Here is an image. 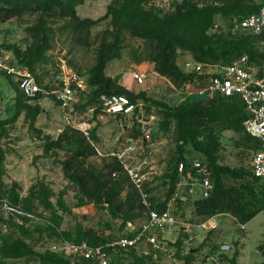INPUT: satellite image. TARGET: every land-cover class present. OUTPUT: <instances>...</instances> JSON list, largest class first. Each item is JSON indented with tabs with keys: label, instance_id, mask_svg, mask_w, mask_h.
<instances>
[{
	"label": "trees",
	"instance_id": "obj_1",
	"mask_svg": "<svg viewBox=\"0 0 264 264\" xmlns=\"http://www.w3.org/2000/svg\"><path fill=\"white\" fill-rule=\"evenodd\" d=\"M15 2V0H4ZM35 5L24 6L14 4L1 8V19L20 15L24 9L40 11L46 15H60L68 18L66 27L81 39L85 35L88 41L90 27L100 21L107 20V27L97 34L98 40L94 64L88 69L85 77L87 91L83 94L79 105L93 108L96 115L100 112L98 97L102 93L126 95L131 102L141 103L145 114L154 113L159 117L158 127L153 132L165 135L172 133L175 142L172 169L164 171L154 179L159 180L163 196L156 197L151 181L145 185L150 193V200L155 208L163 210L169 207L177 218L200 223L216 213H228L241 223H247L255 217L263 206V189L259 178L255 177L246 164L232 166L221 162V136L226 130L238 134L234 140L235 147L251 150L258 148V140L245 131L243 121L247 118L238 95L224 97L215 96L204 101L200 99L183 98L176 104H169L152 98L146 90L134 92L106 75L105 68L113 59L120 58L124 50V37L130 35L142 40V45L131 47L129 53L136 62L142 60L153 64V70L166 78L176 89L192 79V73L184 72L178 62L181 53H187L191 58L205 63L226 64L240 55H247L251 62L260 64L264 61V52L259 47V36L250 33L230 35L224 27L232 16L243 17L257 11L264 5V0H181L173 11L162 14L149 5L151 0H112L107 4L105 12L96 19L80 18L76 6L84 0H32ZM39 21L30 27L32 43L24 50L14 44H7L16 63L33 71L37 81L42 82L45 71L36 70L49 60L46 51L51 47L46 21ZM215 20H220L224 27L209 32ZM183 61V59L181 60ZM72 65V62H68ZM0 73L7 78L10 76ZM11 79V78H10ZM15 89L13 109L10 115L0 119V199L7 198L14 204L32 211L38 221L16 219L12 215L0 213V222L5 223L7 231L0 232V264H7L8 259H23V264L35 261L38 264H93L88 260H74L50 250H40L49 242L65 239L72 242L85 241L91 246H104L111 255L110 264H120V256L126 253L131 258L130 264H158L154 262L152 252L139 253L135 248H117L106 245L115 238L105 234L104 229L111 228V222H118L123 232L119 236H130L125 230L128 220H136L145 213L139 193L134 188L129 177L113 156H98L95 145L100 138L97 126L89 130L86 137L80 130L65 125L61 131L52 137L43 134V153H53L62 175L67 183L55 192L44 180L37 178L22 193V186L15 180L5 184L3 176L6 173L5 151L1 147V139L6 133V125H12L21 113L29 122L37 135L42 131L35 128V122L42 108L29 104L14 81ZM49 86V84H47ZM191 96V95H190ZM86 97V98H85ZM83 98L85 100L82 102ZM78 105V104H77ZM119 119L125 117L117 116ZM129 138H140L137 123L132 121ZM93 143V144H92ZM146 143V142H142ZM63 152L60 155V152ZM198 156L211 169L213 190L206 198H195L182 203L172 199L178 176L176 167L178 161L187 157ZM99 158V160H95ZM117 172L116 177L111 173ZM68 189L74 191V206L83 207L92 204L102 209L108 217L102 225L100 220L96 226L86 225L84 216L78 218L72 213V208L66 203L64 195ZM170 203V204H169ZM192 210V218L188 219L186 212ZM66 216H69L66 219ZM215 229L208 230L206 237L197 248L182 252L184 248L182 232L176 240L170 243L176 246L177 258L184 264H192L194 251L201 249ZM117 236V237H119ZM218 246H214L211 252ZM264 257V238L259 244ZM116 255V256H114ZM115 258H114V257ZM229 264H238V250L231 257L222 256ZM259 264H264L262 260Z\"/></svg>",
	"mask_w": 264,
	"mask_h": 264
},
{
	"label": "rangeland",
	"instance_id": "obj_2",
	"mask_svg": "<svg viewBox=\"0 0 264 264\" xmlns=\"http://www.w3.org/2000/svg\"><path fill=\"white\" fill-rule=\"evenodd\" d=\"M112 0H84L80 5H77L75 10L80 18L89 17L92 19L99 18L105 12L106 6ZM209 1V0H206ZM32 0H15V2H6L0 0V9L11 7L18 4L27 8L35 5ZM3 11L0 10V47L7 44H14L24 50L28 47L33 37L30 27L39 21V17L46 21L47 27L51 29L50 45L46 51L49 60L36 71L40 73L45 71L46 75L43 78L44 82H52L53 76L56 75L60 59H64L74 70L79 72L83 77H87L88 69L94 64L95 51L97 47V34L107 27V20L100 21L98 24L90 27L88 41H85V35L78 37L66 27L67 17L60 15H46L40 11L24 9L18 16H13L8 19H1ZM124 50L120 58H116L108 62L105 73L111 76L116 82L126 86L128 89L137 92L146 90L147 94L152 98L162 100L169 104H176L182 100L183 95L177 89L170 87V82L153 73V64L149 61L142 60L136 62L129 50L131 47L142 45V40L133 38L130 35L124 37ZM190 57L187 53H181L178 57V62L182 59ZM143 70L147 73V79L144 83L136 84L131 77V72ZM11 78V77H10ZM7 78L0 73V119L6 118L11 114L13 109L15 89L12 84L13 79ZM86 98V97H85ZM83 98L82 102L85 100ZM197 94H192L189 99H200ZM42 111L38 115L35 128L40 129L42 134L37 135L36 131L29 126L28 120L25 119L24 113H21L17 120L12 125H6V133L1 139V147L5 151V168L6 173L3 176L5 184H9L12 180L21 184L25 193L26 188L37 178H44L45 182L55 191L58 192L65 186L67 180L64 179L61 168L58 162L54 159L53 153H43V134H48L52 137L61 131L66 125L65 120L61 116L60 107L56 101L50 97L43 98ZM153 117H152V116ZM147 124L154 130L158 127L159 117L154 113L145 114ZM69 120L72 124L85 121L90 128L97 126V134L100 138L96 143V147L102 153H110L124 146L126 143L136 145V151L146 155L147 160L151 165L155 166L158 174H162L168 169H172L175 154V142L172 138V133L165 135L157 132L152 141L142 143L139 138H129L131 119H119L115 116L107 115L98 112L96 115L89 107H83L81 104L76 105L69 113ZM238 137L233 131L226 130L221 136V162L232 166L240 163L250 167L252 154L251 150L235 147L234 140ZM60 155L63 154L61 151ZM195 156V155H193ZM99 160V158H95ZM159 176V175H158ZM153 192L156 197L163 196V189L157 179L151 180ZM66 203L72 208V213L76 217L84 216V223L90 226H96L100 220V225L104 219L108 217L102 209L94 207L92 204L83 207L74 206V191L68 189L64 195ZM187 218H192V210L186 212ZM69 216H66L68 219ZM188 218V219H190ZM181 219V218H179ZM183 220V219H181ZM218 226L214 233L208 238L206 244L201 249L194 251V261L192 264H211L205 262V256L214 249V246L226 240L231 244V250L227 256L231 257L235 250H238V264H259L264 257L259 249V244L264 238V215L259 212L250 221L245 223V228L237 229V224L228 215H219L216 217ZM192 223L194 221L191 220ZM195 224V223H194ZM105 234L114 236L122 235L118 222H111L110 229H104ZM190 233L193 235V240L181 250V253L187 252L189 249L197 248L198 244L205 239L206 230L195 226L190 228ZM168 236L162 244L163 249L157 252L154 262L158 264H184L182 260L177 258L176 246L172 243L178 236V230L165 232ZM164 234V235H165ZM116 256V255H114ZM113 256V257H114ZM115 258V257H114ZM120 258V264H130L131 258L123 253ZM23 259H8L7 264H23ZM28 264H38L35 261H30ZM153 264V263H150ZM224 264H229L227 261Z\"/></svg>",
	"mask_w": 264,
	"mask_h": 264
},
{
	"label": "built area",
	"instance_id": "obj_3",
	"mask_svg": "<svg viewBox=\"0 0 264 264\" xmlns=\"http://www.w3.org/2000/svg\"><path fill=\"white\" fill-rule=\"evenodd\" d=\"M180 1L151 0L149 5L155 7L160 13L166 14L173 11L175 5ZM223 27L224 24L220 20H215L210 26L209 32H214ZM224 29L233 36L239 33L259 36V47L264 52V5L259 7L257 11L248 13L243 17H230L228 26ZM60 61L52 82H39L33 71L16 63L10 50L0 47V71L13 79L25 100L29 104L41 106L43 105V98H52L58 103L66 125L80 130L88 137L90 130L88 123L82 121L72 124L69 120L70 111L80 103L83 94L87 91L86 80L64 59H60ZM179 66L184 72L193 74L190 81L186 82L182 88L177 89L183 95L182 99L192 94H197L204 101L211 100L218 95L224 97L239 96L247 113V118L243 121L245 131L256 138L259 143L258 148L253 151L250 168L253 175L259 178L262 183L263 206L259 212L264 215V61L260 64L251 62L245 54L226 64L199 62L188 57L184 58ZM153 73L156 72L153 71ZM131 77L136 84H142L147 79V73L143 70H137L131 72ZM170 87L176 89L171 83ZM98 102L102 113L130 118L131 122L135 121L137 129L140 131L139 139L141 142L152 141L153 132L144 119L145 112L140 102H131L126 95L115 93L100 94ZM90 110L92 111L93 108L91 107ZM95 149L98 156L108 155L116 158L138 191L145 209L142 217L126 221L125 230L131 233L130 236L115 237L106 245L122 249L133 247L142 254H148L151 251L153 258H155L157 252L163 249L162 244L168 237L165 234L167 231L172 232L177 229L178 236L182 232L183 246L187 247L193 240V235L189 231L190 228L195 226L206 230V232L216 229L219 225L216 217L219 215L230 216L236 222L237 229L245 228V223L239 222L235 217L225 212L216 213L200 223L194 224L177 218L169 207L158 210L150 200V193L146 190L145 185L161 174H158L156 167L150 164L146 155L136 151V145L126 143L110 153L100 152L96 145ZM187 158V160L178 161L177 166H175L178 181L172 199H178L182 203L198 197L206 198L213 190L209 165L198 156ZM116 175V171L111 173L112 177H116ZM0 213L12 215L18 220L23 218L31 221L39 220L34 212L23 208L20 204L12 203L7 198L0 199ZM6 231V224L0 222V232L5 233ZM39 248L40 250L59 253L72 261L88 260L93 264H110L111 261V255L104 246H91L85 241L76 243L60 239ZM230 250L231 244L224 240L219 243L215 251L205 256V262L224 264L225 260L222 256H227Z\"/></svg>",
	"mask_w": 264,
	"mask_h": 264
}]
</instances>
